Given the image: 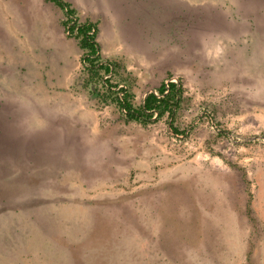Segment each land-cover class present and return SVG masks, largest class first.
Listing matches in <instances>:
<instances>
[{"label":"rangeland","instance_id":"obj_1","mask_svg":"<svg viewBox=\"0 0 264 264\" xmlns=\"http://www.w3.org/2000/svg\"><path fill=\"white\" fill-rule=\"evenodd\" d=\"M64 1L116 90L183 101L126 120L62 8L0 0V264H264V0Z\"/></svg>","mask_w":264,"mask_h":264},{"label":"trees","instance_id":"obj_2","mask_svg":"<svg viewBox=\"0 0 264 264\" xmlns=\"http://www.w3.org/2000/svg\"><path fill=\"white\" fill-rule=\"evenodd\" d=\"M52 1L65 11L67 17L65 30L70 36L77 38L79 47L83 50L81 58L87 76L85 82L94 85L91 90L93 92L98 90V98L101 101L115 103L125 115L126 120L129 121L135 120L146 123L153 117L158 119L166 113L170 117H174L183 101L184 88L182 83L162 82L155 91H150L145 96L143 102L135 103L134 94L128 88L122 86L116 90L118 85L110 83L108 77L103 79V75L113 73L118 64L116 61L104 60L101 55L97 41L98 23L89 19L81 22L75 16L76 10L68 2L64 0ZM100 79L103 83L102 91L97 89L96 84ZM170 127L174 133L180 132V129L173 122H170ZM248 209L251 210V207L249 206Z\"/></svg>","mask_w":264,"mask_h":264}]
</instances>
